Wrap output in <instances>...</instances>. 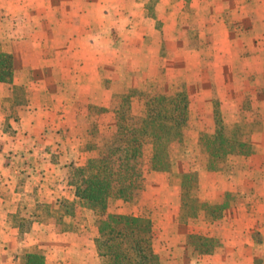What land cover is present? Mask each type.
I'll return each instance as SVG.
<instances>
[{
    "label": "crops",
    "instance_id": "0c3cea01",
    "mask_svg": "<svg viewBox=\"0 0 264 264\" xmlns=\"http://www.w3.org/2000/svg\"><path fill=\"white\" fill-rule=\"evenodd\" d=\"M3 1L0 7L26 6V0ZM79 1L52 0L50 6L56 13L57 8L78 5ZM243 7L247 13L241 21L250 33V30L255 31L256 24L261 27V21L253 15L254 2ZM2 13L0 10V17ZM54 18L56 14H52L50 20ZM66 21L74 22V19L67 15ZM34 33L29 35L35 38L33 44L38 52L32 48L28 51L24 48L23 52L27 56L46 51L54 56L52 60L39 58V55L34 61L23 59L17 64V53L9 49L6 52L13 56V82L11 85L0 83V264H22L25 254L43 256V264H98L94 239L92 243L89 236L84 235L93 226L89 216L98 212L80 206L71 181L73 170L86 164V140L83 141L81 133L93 118L87 109L77 110L76 104L90 103V92L99 90L102 100L98 105L107 108L115 92L102 85L104 77L99 60L73 61L75 55L101 53L94 45L84 47L81 34L76 36L71 29L60 34L49 32L45 36L38 31ZM231 46L228 50L219 48L215 53L231 60L229 56L234 49ZM263 51L259 48L256 53L260 60ZM260 66L261 72L264 64ZM13 86L28 87L35 97L30 102L24 97L23 103L15 104L10 95ZM254 133L256 140L251 143L255 153L244 160L247 174L205 175L211 188L210 199L217 198V201L227 193L235 199L233 205L213 221L199 217L180 223V187L172 184L168 175L152 173L163 177L166 197L153 192V187H145L140 214L155 212L158 207L152 206L153 203L163 202L162 230L168 236L166 242L172 232L177 235L174 241L166 243L170 252L173 248L171 253L175 249L186 252L187 237L198 235L217 240L218 247L211 254L196 257L194 264H264V121L262 128ZM62 207H72L73 214L64 216L59 223L53 215ZM80 215L83 218L79 220ZM77 219L80 222L77 223ZM160 260L162 264L191 263L183 253L167 254Z\"/></svg>",
    "mask_w": 264,
    "mask_h": 264
},
{
    "label": "rangeland",
    "instance_id": "374dc122",
    "mask_svg": "<svg viewBox=\"0 0 264 264\" xmlns=\"http://www.w3.org/2000/svg\"><path fill=\"white\" fill-rule=\"evenodd\" d=\"M82 1L80 0L78 5L75 3L57 8L56 13L50 6L52 0H26V6L20 8L0 7L4 12L0 17V49L5 53L9 49L16 52L17 64H21L23 59L34 61L39 55V58L52 60L54 56L46 51L26 56L23 50L25 48L28 51L32 48L38 52L33 44L35 38H32L35 31L45 36L49 32L60 34L71 29L76 36L81 34L84 47L94 45L96 49L100 48L101 52L99 55H75L73 61L83 63L99 60L104 77L102 85L107 89L111 87L115 94H120L128 88L157 95L185 93L189 99L191 112L187 125L189 135L183 148L177 142L171 144L172 169L175 173H197L199 199L209 204L218 202L217 198L210 199L211 188L205 175L220 173L241 176L245 172L247 174L244 160L250 155H229L225 170L205 172L202 169L205 157L199 152L198 135L201 132L210 134L214 132L215 106H218L224 121L229 124H249L255 131L262 128L264 70L260 72L258 68L262 66L260 64H264V51L261 60L256 53L259 48L264 49V0ZM3 2L0 0L1 4ZM249 2L256 4V7H252V10H255L253 15L255 19L261 21V27L256 24L255 31L250 30V33L241 21L242 16L247 13L243 6ZM52 14H56L54 20H50ZM67 15L74 19V22H64ZM230 36L232 38H229ZM44 40L42 39V42H45ZM230 44L232 49L234 48L229 56L231 60L226 55L222 57L221 54L215 53L219 48L230 49ZM31 91L26 87L23 93L29 102L35 97ZM112 95L107 103L108 111L100 115L94 114L97 108L102 107L98 105L102 100L99 90L90 92L88 95L90 103L81 101L76 104L77 110L87 109L90 115L93 114L85 132L81 133L83 141L88 140L90 126H96L100 134L115 131ZM88 106H93L94 109L89 110ZM135 110L140 111L141 107L138 106ZM254 132L251 134V142L256 140ZM150 154L151 141L145 138L142 188L137 191L132 202L111 199L107 205L109 211L106 209L103 214L95 213L89 216V223L93 226L87 229L84 235L89 236L93 243L95 221L111 214L148 218L155 234V250L160 264L161 257L182 253L190 258V264H194L193 261L198 256L192 253L189 246L186 252L175 249L173 253H171L173 248L170 252L166 246V243L169 240L174 241L177 235H173L172 232L166 242L168 236L162 230L163 202L153 203L152 206L158 207L155 212L150 211L148 215L140 214V204L143 203L142 191L145 187H153V192L158 191L160 197H166L163 191L167 185L163 177H156L166 174L152 175L155 172L147 167ZM80 216H77L79 220L83 218ZM193 224L196 225L195 222ZM184 262L187 263L181 261L178 264H185Z\"/></svg>",
    "mask_w": 264,
    "mask_h": 264
},
{
    "label": "trees",
    "instance_id": "16d2710c",
    "mask_svg": "<svg viewBox=\"0 0 264 264\" xmlns=\"http://www.w3.org/2000/svg\"><path fill=\"white\" fill-rule=\"evenodd\" d=\"M14 76L12 55L0 49V83L11 85ZM24 88L13 86L12 102H24ZM140 111L135 112L137 107ZM89 110L94 109L88 106ZM108 108L99 107L96 115ZM115 131L100 134L96 126L88 129L84 145L86 164L72 173V185L80 206L93 212L105 213L111 199L132 202L143 182V144L151 141V154L147 167L155 173L166 174L172 184L180 187V223L187 219L204 217L213 221L222 211L233 205L234 196L227 193L216 204L201 201L198 197V175L195 172L175 173L170 159V146L179 143L183 148L188 139L190 107L183 92L164 95L148 94L125 89L112 95ZM93 115V114H92ZM215 130L198 135L199 152L205 160V172L222 171L229 155L249 156L255 153L249 124H229L218 108H214ZM72 207H62L53 217L61 223L71 216ZM188 246L196 256L211 254L218 241L198 235L187 237ZM94 245L100 264H160L154 247V231L148 218L111 214L95 221ZM22 264H43V256L25 254Z\"/></svg>",
    "mask_w": 264,
    "mask_h": 264
}]
</instances>
